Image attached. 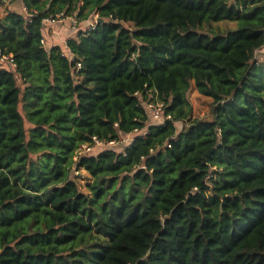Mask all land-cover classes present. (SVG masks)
<instances>
[{
    "label": "trees",
    "instance_id": "trees-1",
    "mask_svg": "<svg viewBox=\"0 0 264 264\" xmlns=\"http://www.w3.org/2000/svg\"><path fill=\"white\" fill-rule=\"evenodd\" d=\"M4 6L0 264H264V0ZM58 16L96 21L65 53L42 43ZM193 86L209 118L193 117ZM93 137L117 143L75 160Z\"/></svg>",
    "mask_w": 264,
    "mask_h": 264
},
{
    "label": "rangeland",
    "instance_id": "rangeland-1",
    "mask_svg": "<svg viewBox=\"0 0 264 264\" xmlns=\"http://www.w3.org/2000/svg\"><path fill=\"white\" fill-rule=\"evenodd\" d=\"M11 7L15 10H20L22 8V4L20 1H16L11 5ZM7 6L1 7L0 11L2 15H5ZM96 21L95 17H90L86 21H78L75 16H67V17H59L55 19L54 22H45L43 28V36L46 42V47L50 48L52 46L64 47L66 41L70 38H75L77 33L80 31H85L91 28ZM234 27L232 23H218L212 25L213 31H222L227 28ZM205 30H209V28H205ZM65 53L66 48L64 47ZM260 54H257V57L260 58ZM188 100L193 108V117L195 118H209L211 112V99L200 95L194 86L188 93ZM177 130H182L185 125L183 122L176 123ZM144 132H139L137 134L125 136L118 141V145L115 147V150L120 152L123 151L125 147L131 144L134 137L136 135H141ZM101 149H96L95 153L100 152ZM93 152V154H95ZM74 178L78 181L82 190H85V182L84 178L78 173L77 175L72 173Z\"/></svg>",
    "mask_w": 264,
    "mask_h": 264
},
{
    "label": "built area",
    "instance_id": "built-area-1",
    "mask_svg": "<svg viewBox=\"0 0 264 264\" xmlns=\"http://www.w3.org/2000/svg\"><path fill=\"white\" fill-rule=\"evenodd\" d=\"M59 18V16L57 17ZM56 18V19H57ZM55 19H47L44 21L45 22H54ZM42 43L44 46H46V42L43 40ZM0 66L1 67H6V68H14V62L13 59L10 58V56L3 55L0 51ZM80 67V65L78 66ZM143 107L145 108L146 112L149 115V122L152 125H163L166 121L171 119V116L166 113V107L164 103L159 101L157 97H155L151 92L147 100L142 102ZM117 142L112 141L109 143L103 142L98 140L96 137H93L92 141L90 143L84 144L77 152L75 156V160H77L81 156H86V155H91L97 148H104L108 146H113ZM79 172H76L75 174L77 175Z\"/></svg>",
    "mask_w": 264,
    "mask_h": 264
},
{
    "label": "crops",
    "instance_id": "crops-1",
    "mask_svg": "<svg viewBox=\"0 0 264 264\" xmlns=\"http://www.w3.org/2000/svg\"><path fill=\"white\" fill-rule=\"evenodd\" d=\"M65 47V46H64ZM64 47H61L64 50ZM66 48V47H65Z\"/></svg>",
    "mask_w": 264,
    "mask_h": 264
},
{
    "label": "water",
    "instance_id": "water-1",
    "mask_svg": "<svg viewBox=\"0 0 264 264\" xmlns=\"http://www.w3.org/2000/svg\"><path fill=\"white\" fill-rule=\"evenodd\" d=\"M100 21V20H99Z\"/></svg>",
    "mask_w": 264,
    "mask_h": 264
}]
</instances>
